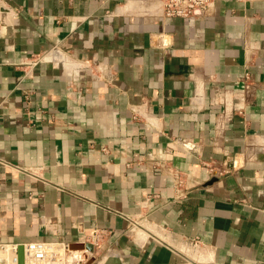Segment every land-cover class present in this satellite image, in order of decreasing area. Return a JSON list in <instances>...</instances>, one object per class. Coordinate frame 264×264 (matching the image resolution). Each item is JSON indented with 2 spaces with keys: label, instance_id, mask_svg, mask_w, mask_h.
<instances>
[{
  "label": "crops",
  "instance_id": "obj_1",
  "mask_svg": "<svg viewBox=\"0 0 264 264\" xmlns=\"http://www.w3.org/2000/svg\"><path fill=\"white\" fill-rule=\"evenodd\" d=\"M162 1L0 0V243L264 264V0Z\"/></svg>",
  "mask_w": 264,
  "mask_h": 264
},
{
  "label": "built area",
  "instance_id": "obj_2",
  "mask_svg": "<svg viewBox=\"0 0 264 264\" xmlns=\"http://www.w3.org/2000/svg\"><path fill=\"white\" fill-rule=\"evenodd\" d=\"M217 1L163 0V13L168 18H192L197 12L206 15L213 10ZM246 79L248 80L249 76ZM182 183L178 180L180 186ZM143 221L144 218L129 219V230L135 232L142 227ZM106 235L105 231L96 230L91 239L84 242V244H92L95 248L94 252L87 249L74 250L70 244L65 242L38 241L22 245L0 243V264H19L18 250L20 246L24 247L25 264H94L97 261L96 249L103 244ZM91 259L92 263H90Z\"/></svg>",
  "mask_w": 264,
  "mask_h": 264
},
{
  "label": "water",
  "instance_id": "obj_3",
  "mask_svg": "<svg viewBox=\"0 0 264 264\" xmlns=\"http://www.w3.org/2000/svg\"><path fill=\"white\" fill-rule=\"evenodd\" d=\"M215 181H216V179L213 178L210 183H213ZM71 247L74 250L87 249L90 252H94V250H95L94 246L92 244H89V243H87V244H74ZM18 254H19V264H25L24 247L23 246L19 247ZM92 262H93V260L91 259L90 263H92Z\"/></svg>",
  "mask_w": 264,
  "mask_h": 264
}]
</instances>
